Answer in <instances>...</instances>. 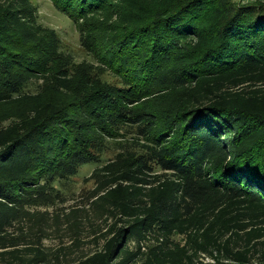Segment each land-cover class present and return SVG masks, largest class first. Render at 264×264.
Instances as JSON below:
<instances>
[{
    "label": "trees",
    "instance_id": "1",
    "mask_svg": "<svg viewBox=\"0 0 264 264\" xmlns=\"http://www.w3.org/2000/svg\"><path fill=\"white\" fill-rule=\"evenodd\" d=\"M52 1L88 18L115 0ZM144 10L106 50L120 88L51 72V34L19 31L16 12L0 11V105L13 119L0 129V264H61L39 239L21 247L60 231L39 210L61 203L60 188L111 146L115 158L63 221L73 247L87 221L95 250L64 264H252L264 236V4ZM159 96L162 118L136 112Z\"/></svg>",
    "mask_w": 264,
    "mask_h": 264
},
{
    "label": "rangeland",
    "instance_id": "2",
    "mask_svg": "<svg viewBox=\"0 0 264 264\" xmlns=\"http://www.w3.org/2000/svg\"><path fill=\"white\" fill-rule=\"evenodd\" d=\"M156 3L157 0H115L108 2L105 8L89 15L88 18H77L72 10L68 11L64 7L59 9L52 0H0V11L16 12L19 19L15 20V23L19 31L25 32L26 25H31L42 32L51 34L54 40L51 47L52 61L47 62L51 72L58 71L67 77H83L89 83L96 82L101 86L120 88L121 78L105 63L107 62L105 56L108 55L106 50L111 47V42L117 36L113 31L126 33L123 27L131 28L138 25L145 15L144 8ZM234 3L251 6L264 4V0H234ZM99 26L103 27L101 31ZM81 30L85 31L83 36L80 33ZM126 36L129 37V34L127 33ZM118 60L119 55L113 54L112 65L115 66ZM27 91L30 92V89ZM165 102L166 98L161 96L149 99L136 107V112L154 114L160 119L165 113ZM8 108V106L0 105V129L13 123L12 118L5 117V114L9 113ZM116 153L115 147L111 146V150L101 155L100 162L96 165L82 167L75 178L60 188L62 202L47 210H39L44 218H48L49 224L53 225L56 220L59 221L60 231L47 229L45 234H37L36 237L30 235L28 245L21 248L31 246V243L39 239L40 245H37V248L47 254H56L61 264L95 250L94 237L89 235L90 228L87 221H81L84 231L79 239L81 244L76 247H73L72 241H69L70 234L66 231L67 226L63 224V221L65 215L81 208L80 204L94 189L95 180L90 178L93 170L112 161ZM97 226L99 230L103 229L100 223ZM251 247L248 256L252 264H264V236L255 241ZM60 250L65 251L58 254ZM27 258L31 259L32 256ZM201 259L203 264H216L207 257Z\"/></svg>",
    "mask_w": 264,
    "mask_h": 264
}]
</instances>
